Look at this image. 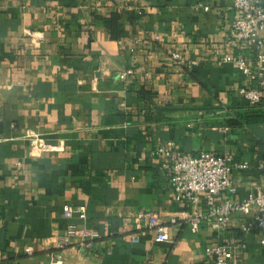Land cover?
Listing matches in <instances>:
<instances>
[{
    "label": "crops",
    "instance_id": "0c3cea01",
    "mask_svg": "<svg viewBox=\"0 0 264 264\" xmlns=\"http://www.w3.org/2000/svg\"><path fill=\"white\" fill-rule=\"evenodd\" d=\"M116 7L144 8L135 23L125 17L121 39L102 19ZM239 15L233 0H0V264H51L55 252L63 264H211L204 251L218 233L191 230L154 149L173 139L184 152L230 155L240 202L261 184L264 124L225 120L250 105L239 92L246 77L223 60L254 59L245 43L226 44ZM174 51L200 62L182 65ZM128 68L135 74L121 78ZM141 85L157 92L149 106ZM31 133L58 148L32 154ZM68 204L86 216L66 217ZM144 210L181 217L172 241L136 227ZM254 211L234 213L231 227ZM69 223L101 237L59 249ZM244 236V264H264L261 231Z\"/></svg>",
    "mask_w": 264,
    "mask_h": 264
},
{
    "label": "built area",
    "instance_id": "2783aa9c",
    "mask_svg": "<svg viewBox=\"0 0 264 264\" xmlns=\"http://www.w3.org/2000/svg\"><path fill=\"white\" fill-rule=\"evenodd\" d=\"M234 7L240 15L232 23L226 44L229 46L245 43L254 51V59L249 60L245 55H226L223 60L233 62L238 70L246 77L247 84L239 92L248 100L250 105H259L264 100V6L261 0H233ZM205 10L210 6L203 5ZM172 57L182 65L195 66L198 58H186L178 51L172 52ZM135 74L134 68H128L120 73V77L128 79ZM58 147L38 134L30 135V151L32 154H42L53 151ZM159 167L167 175L172 185L174 199L186 207L184 220L193 232L199 231L203 224H208L218 233V240L206 245L205 255L211 264H244L247 240L244 233L261 231L260 243L264 246V159L259 164L263 174L261 184L252 190L248 198L240 202L234 198L237 186L233 178L234 163L230 155L215 151L202 150L189 153L180 150L176 141L169 139L160 143L154 149ZM242 169H247L249 163H238ZM255 214L250 221L242 222L241 234L230 230L233 215L236 212ZM78 212L86 216L82 205L76 207L65 205L64 215L72 217ZM181 217L172 216L166 219L155 210H144L136 213L135 225L138 228L149 227L155 231L157 242H170L171 228L180 223ZM101 233L96 229L69 223L66 230L58 236L57 247L62 249L78 239L82 247L93 248ZM138 233L131 235L132 241H138ZM27 252L33 253L28 247ZM59 252H55L51 264H63Z\"/></svg>",
    "mask_w": 264,
    "mask_h": 264
},
{
    "label": "trees",
    "instance_id": "16d2710c",
    "mask_svg": "<svg viewBox=\"0 0 264 264\" xmlns=\"http://www.w3.org/2000/svg\"><path fill=\"white\" fill-rule=\"evenodd\" d=\"M143 14V7L131 12L126 8L116 7L109 16H103L102 19L106 27L110 30L112 37L114 39H121L129 34L125 24V17L132 23H135ZM136 91L144 99L146 106L150 105L152 99L157 94L156 91L146 85H141ZM225 120L226 124L232 127L243 126L249 123L264 124V100L259 105H249L245 109L227 113ZM230 230L234 233L241 234L239 228L230 227Z\"/></svg>",
    "mask_w": 264,
    "mask_h": 264
}]
</instances>
